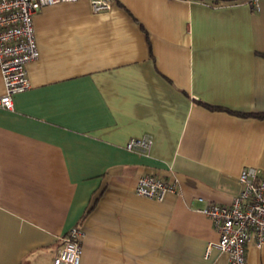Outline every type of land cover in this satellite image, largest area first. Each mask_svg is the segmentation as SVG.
Listing matches in <instances>:
<instances>
[{"label":"crops","instance_id":"obj_1","mask_svg":"<svg viewBox=\"0 0 264 264\" xmlns=\"http://www.w3.org/2000/svg\"><path fill=\"white\" fill-rule=\"evenodd\" d=\"M57 2L33 15L29 89L0 107V264H229L201 212L244 167L264 177V0ZM4 85L0 73V94ZM150 135L148 153L127 150ZM177 180L162 200L136 178ZM264 264V243L247 247Z\"/></svg>","mask_w":264,"mask_h":264},{"label":"built area","instance_id":"obj_2","mask_svg":"<svg viewBox=\"0 0 264 264\" xmlns=\"http://www.w3.org/2000/svg\"><path fill=\"white\" fill-rule=\"evenodd\" d=\"M73 0H0V73L4 92L0 94V107L13 108V96L31 86L26 65L39 55L33 15L42 6ZM94 12L111 8L112 0H90ZM258 7V0H253ZM153 139L150 135L131 137L127 150L148 153ZM177 180H166L155 174H141L136 178L138 195L162 200L177 190ZM219 237L206 243L204 255L212 250L225 252L229 264H247V247L250 243L260 247L264 243V177L255 167H244L237 177L228 204L210 202L202 207ZM83 229L72 226L60 237L54 258L55 264H79L82 252L80 239Z\"/></svg>","mask_w":264,"mask_h":264},{"label":"trees","instance_id":"obj_3","mask_svg":"<svg viewBox=\"0 0 264 264\" xmlns=\"http://www.w3.org/2000/svg\"><path fill=\"white\" fill-rule=\"evenodd\" d=\"M212 1H233V0H212ZM257 116L264 117V113L257 114Z\"/></svg>","mask_w":264,"mask_h":264}]
</instances>
